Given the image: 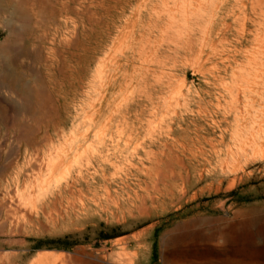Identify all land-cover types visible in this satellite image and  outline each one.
<instances>
[{
    "label": "rangeland",
    "instance_id": "1",
    "mask_svg": "<svg viewBox=\"0 0 264 264\" xmlns=\"http://www.w3.org/2000/svg\"><path fill=\"white\" fill-rule=\"evenodd\" d=\"M0 8V264H264V0Z\"/></svg>",
    "mask_w": 264,
    "mask_h": 264
},
{
    "label": "bare ground",
    "instance_id": "2",
    "mask_svg": "<svg viewBox=\"0 0 264 264\" xmlns=\"http://www.w3.org/2000/svg\"><path fill=\"white\" fill-rule=\"evenodd\" d=\"M8 1V0H7ZM24 4V3H23ZM11 6V5H10ZM170 7V6H169ZM113 8V7H112ZM2 9L0 8V11ZM35 12V11H34ZM52 14V13H51ZM175 17V16H174ZM42 25V24H41ZM165 25V24H164ZM166 26V25H165ZM42 29V28H41ZM126 36V35H125ZM122 38V36H121ZM127 38V37H126ZM188 41V40H187ZM140 43V42H139ZM138 43V44H139ZM189 43V42H188ZM70 44V43H69ZM136 44V43H135ZM165 48V47H164ZM87 49V47H86ZM150 51V50H149ZM71 52V51H70ZM211 52V51H210ZM197 55V54H196ZM255 55V54H254ZM256 56V55H255ZM228 58V57H227ZM175 63V62H174ZM149 64V63H148ZM160 72V71H159ZM101 74V73H100ZM101 78V77H100ZM125 83V82H123ZM80 86V85H79ZM180 86V85H179ZM199 112V111H198ZM176 113V112H174ZM200 113V112H199ZM138 117V116H137ZM160 121V120H159ZM55 129V128H54ZM153 131V130H152ZM48 132V131H47ZM44 133V132H43ZM49 134V133H48ZM170 137V136H169ZM191 138V137H190ZM192 139V138H191ZM175 140V139H174ZM177 142V141H176ZM181 142V141H180ZM134 146V145H133ZM135 147V146H134ZM133 147V148H134ZM169 149V148H168ZM132 151V150H131ZM67 152V151H66ZM78 156V155H77ZM75 157V156H74ZM87 158V157H86ZM90 159V158H89ZM54 163V162H53ZM163 163V162H162ZM70 164V163H69ZM75 165V164H74ZM63 168V167H62ZM158 176V175H157ZM64 178V177H63ZM44 182V181H43ZM156 182V181H155ZM69 186V185H68ZM40 190V188H38ZM59 261V262H57ZM68 261V260H67ZM57 262V263H56ZM32 264H66L65 257L62 254H54L52 252H44L38 254L36 260ZM70 264V263H69Z\"/></svg>",
    "mask_w": 264,
    "mask_h": 264
}]
</instances>
